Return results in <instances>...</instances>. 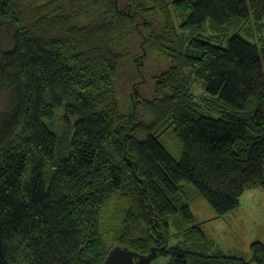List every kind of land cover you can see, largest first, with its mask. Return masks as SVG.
I'll list each match as a JSON object with an SVG mask.
<instances>
[{
    "label": "trees",
    "instance_id": "trees-1",
    "mask_svg": "<svg viewBox=\"0 0 264 264\" xmlns=\"http://www.w3.org/2000/svg\"><path fill=\"white\" fill-rule=\"evenodd\" d=\"M154 54L168 69L126 114L119 86ZM0 107V264H104L118 245L264 264V242L226 257L191 211L264 189V0H0Z\"/></svg>",
    "mask_w": 264,
    "mask_h": 264
},
{
    "label": "rangeland",
    "instance_id": "rangeland-1",
    "mask_svg": "<svg viewBox=\"0 0 264 264\" xmlns=\"http://www.w3.org/2000/svg\"><path fill=\"white\" fill-rule=\"evenodd\" d=\"M1 40L2 43H7L8 41L4 35ZM142 59H139L138 65L142 68V76L145 78L144 84L136 86L130 80H125L119 86L118 94L122 97V104L120 103L121 110L126 114H130L132 106L134 109V104L137 107V102H142L153 97L154 78L165 72L169 66V60L161 55L145 56L144 65L141 63ZM132 70L133 66L131 65L127 71V76ZM135 81L138 82L139 78ZM196 91L199 92V84L196 86ZM123 101L125 102L123 103ZM132 114H135L139 121L142 118L145 120L150 119V116L143 109L137 108ZM55 123V128L59 132H62L65 127L64 122L60 118H56ZM163 143L168 151L179 160L182 153L180 142L171 135L167 140H163ZM116 200L109 205L106 212L116 211L114 205ZM191 211L197 221L203 224L206 233L210 234L217 241L226 257H234V255L238 254L247 256L250 260L249 246L256 241L264 242L263 188L247 189L241 198L239 209L219 219H216L217 214L207 201L200 197L192 202ZM170 260V258L158 257L151 264H167Z\"/></svg>",
    "mask_w": 264,
    "mask_h": 264
},
{
    "label": "water",
    "instance_id": "water-1",
    "mask_svg": "<svg viewBox=\"0 0 264 264\" xmlns=\"http://www.w3.org/2000/svg\"><path fill=\"white\" fill-rule=\"evenodd\" d=\"M157 258V249L152 250L148 256H142L129 247L118 245L110 250L104 264H135V259L141 264H151Z\"/></svg>",
    "mask_w": 264,
    "mask_h": 264
}]
</instances>
